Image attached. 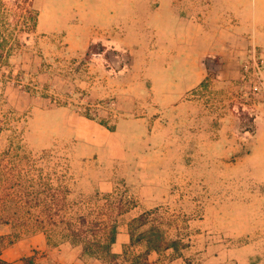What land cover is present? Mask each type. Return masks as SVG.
<instances>
[{
  "label": "rangeland",
  "instance_id": "rangeland-1",
  "mask_svg": "<svg viewBox=\"0 0 264 264\" xmlns=\"http://www.w3.org/2000/svg\"><path fill=\"white\" fill-rule=\"evenodd\" d=\"M263 16L264 0H0L1 256L104 264L49 229L51 183L69 214L132 202L122 264L144 250L121 239L142 212L138 232L179 242L150 261L264 264ZM70 113L114 128L127 155L76 157ZM110 170L114 190L94 189Z\"/></svg>",
  "mask_w": 264,
  "mask_h": 264
},
{
  "label": "trees",
  "instance_id": "trees-1",
  "mask_svg": "<svg viewBox=\"0 0 264 264\" xmlns=\"http://www.w3.org/2000/svg\"><path fill=\"white\" fill-rule=\"evenodd\" d=\"M29 5L32 6V3L29 2ZM22 12L27 16L26 20H30L31 28L34 29L37 25V11L32 8H24ZM100 124L109 130H114L102 122ZM47 185L50 189L46 196L51 201V206L44 208L42 213L48 218L49 229L57 230L68 242L79 245L84 255L100 259L104 264H122L120 259L126 254L127 246L124 247L121 254L113 251L119 233L117 218L127 212L128 205H133L132 202L128 201L127 203L122 198L113 201L111 195H106L104 204L94 206L87 212L69 214L67 206L58 201L60 192L63 191L66 195L68 190L62 186L54 187L51 183L45 186ZM63 198L65 201V197ZM150 213L142 212L129 222V246L144 244V250L134 255L133 259L136 260V264H158L156 261L149 260L151 252L159 253L168 249L175 251L179 249V242L167 240L163 231L155 223H152L147 230L138 232V229L150 220ZM22 260L24 264H35L34 255L26 256ZM0 264L11 263L5 260L0 253Z\"/></svg>",
  "mask_w": 264,
  "mask_h": 264
},
{
  "label": "crops",
  "instance_id": "crops-1",
  "mask_svg": "<svg viewBox=\"0 0 264 264\" xmlns=\"http://www.w3.org/2000/svg\"><path fill=\"white\" fill-rule=\"evenodd\" d=\"M59 122L70 128L69 132L75 143L74 153L76 157H81L83 160L91 158V160L98 161L101 164H111L127 155L128 150L125 149L119 134L115 130H109L93 119L80 116L76 113H70L64 115V118ZM96 178L97 181L94 189L109 193L115 188L118 174L110 170L106 174L97 175ZM147 189V186H141L137 193L140 194V192L144 191V195L149 196ZM119 235L120 233L117 240L119 239ZM125 236L121 238L122 241L129 239L128 235L125 234Z\"/></svg>",
  "mask_w": 264,
  "mask_h": 264
}]
</instances>
